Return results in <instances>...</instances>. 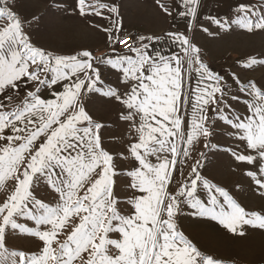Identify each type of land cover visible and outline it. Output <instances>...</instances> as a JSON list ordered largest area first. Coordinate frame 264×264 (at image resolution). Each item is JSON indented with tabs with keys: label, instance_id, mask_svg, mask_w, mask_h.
<instances>
[{
	"label": "snow or ice",
	"instance_id": "obj_1",
	"mask_svg": "<svg viewBox=\"0 0 264 264\" xmlns=\"http://www.w3.org/2000/svg\"><path fill=\"white\" fill-rule=\"evenodd\" d=\"M78 3L80 14L86 15L85 0ZM9 4L10 0H0V21L5 22L0 27V93L9 92V101L13 95L18 97L17 82L25 77L31 82L38 81V85L13 110L0 111V140L7 141L0 147V186L6 180H15L14 191L0 206V264H73L78 258L82 264H222L203 254L178 231L176 217L182 214L184 204L193 210L194 217L215 221L233 235L243 236L245 233L240 229L244 225L264 229V215L247 212L227 190L204 179L197 171L199 160L192 166L188 182L180 184L175 193L169 188L175 179L176 165L183 163L179 157L189 156L188 146L195 139L201 135L207 139L212 134L206 124V106L210 104L216 105L213 112L221 113L219 119L235 130L234 137L245 141L247 149L255 153L232 152V155L239 162L258 165V174L264 177V91L255 82L239 88L252 97L248 102L251 114L244 119L240 116L230 119L220 107L221 104L229 107L223 97L230 93L223 90L222 78L214 76L201 61L200 49L186 35L166 34L179 45L183 55L159 51L153 55L148 51L150 43L159 38L152 36L138 37V42L129 47L134 55L101 58L88 50L55 54L33 46L23 31L25 22ZM182 7L185 11L179 15L195 17L198 0H183ZM108 11L117 13L118 9L111 6ZM95 14L101 12L96 10ZM38 20L39 17H34L28 23ZM232 23L248 32L264 30V12L242 8L241 15ZM228 24L225 20L220 27ZM120 31L117 25L116 34ZM109 40H114L111 33ZM146 40L149 43H143ZM256 63L250 59L243 67ZM99 65L110 66L122 74L120 82L127 85L125 93L101 87L104 81ZM192 71L201 80H212L215 84L209 86L210 91L200 89L186 133L179 113L184 76ZM61 82L63 90H55L53 86H61ZM236 83H240L238 78ZM42 87L52 89L54 98H41ZM91 94L124 105L128 112L122 113L121 119L131 122L138 137L128 148L138 162L137 167L126 173L133 190L126 203L134 210L128 215L121 214V201L114 192L113 177L117 170L113 155L103 148L104 126L86 111ZM5 107L0 103V109ZM5 129L13 135H4ZM180 145L184 146L182 150ZM161 153H170L171 159L162 158ZM152 156L158 163L150 161ZM245 174L264 196V179L257 178L254 171ZM41 181L58 193L59 202L55 206L35 198L32 186ZM201 186L208 194L206 203L197 194ZM21 217L32 220L36 229L18 223ZM72 217H78L79 223L66 240L57 242L58 247L53 248L58 233ZM41 225L50 226V230L41 231ZM9 229L37 237L43 242L41 253L9 251L5 246ZM113 233L118 237L112 238ZM84 252L88 254L86 260L81 256Z\"/></svg>",
	"mask_w": 264,
	"mask_h": 264
},
{
	"label": "crops",
	"instance_id": "obj_2",
	"mask_svg": "<svg viewBox=\"0 0 264 264\" xmlns=\"http://www.w3.org/2000/svg\"><path fill=\"white\" fill-rule=\"evenodd\" d=\"M182 4L183 0H124L123 4L122 0H85L86 15L82 16L78 0H22L21 5L18 6L17 14L25 22L23 31L29 36L33 46L55 54L71 55L77 51L88 50L101 58L116 54L134 55L129 50L121 51L117 42L126 32H135L137 37L134 42H138L140 36L159 38L158 41L150 43L148 51L153 55L158 51L165 55H183L179 45L174 44L172 39L166 35L167 33H182L196 46V32L202 22L209 20L210 17H228L234 12V6L238 3L225 4L230 8L225 10V14L218 15L217 6L221 4H217L214 0H198L195 17L179 15L180 12L185 11ZM99 5L106 7L99 8ZM111 6H116L118 12L108 11ZM165 8L171 12V15L164 10ZM96 10H99L101 15H96ZM34 17H39V20L28 23ZM117 25L121 28L118 35L115 32ZM3 26H5V22L0 21V27ZM109 33L114 38L112 42L109 40ZM143 43L149 42L146 40ZM113 48L115 52H113ZM99 67L104 81L101 87H111L122 94L126 92L127 85L120 82L121 73L107 65H99ZM63 83L61 82V86H53L54 89L58 88L61 91ZM199 84L204 85L210 91L209 86L215 83L210 80H201L195 71L190 74L185 73L183 86H186V92L184 87L182 92L187 93L189 86L193 94L188 96L187 104L186 95L181 97L179 114L183 117V127L186 133L190 128L195 111L194 105L197 99V95L194 93L195 87ZM51 91L52 89H49L47 94L40 95L41 98H54L51 96ZM91 96V100L86 104V111L93 119H100V123L103 124L102 139L105 130L112 128V140L120 142V135L115 130L121 124L122 113L127 114L128 109L113 99L103 98L96 94H91ZM223 115L226 114L223 113ZM138 123L137 119V126ZM128 124L131 127V122L128 121ZM132 133L134 139L137 140V134L133 129ZM115 135L117 138L114 137ZM161 157H167L170 160L171 154L161 153ZM150 161L154 164L158 163L155 156L150 157ZM129 163L135 164L136 162H133L130 157ZM192 164L195 165L196 160ZM171 191L173 192V190ZM245 193L242 189L239 196L236 195L239 197L240 206L247 212L264 215V202L262 204L256 198L253 201ZM129 194L131 196L132 191ZM257 195L260 196L259 192ZM198 196L205 203L207 202L204 200V195L198 194ZM259 196L257 197L259 198ZM262 199L264 201V198ZM181 207L182 214L176 217L178 231L182 232L203 254L220 260L222 264H264V229L244 225L240 229L245 233L243 236L233 235L215 221L194 217L193 210L186 204ZM133 211L131 208L130 212ZM87 255L85 252L81 256L86 260Z\"/></svg>",
	"mask_w": 264,
	"mask_h": 264
},
{
	"label": "rangeland",
	"instance_id": "obj_3",
	"mask_svg": "<svg viewBox=\"0 0 264 264\" xmlns=\"http://www.w3.org/2000/svg\"><path fill=\"white\" fill-rule=\"evenodd\" d=\"M21 1L22 0H10L9 6L16 14L18 6L21 5ZM214 1L217 4H221L217 6L218 15L225 14V10L230 8V6L225 4H238L234 6V12L228 15V17H210L209 20L202 22L196 32V46L200 49L199 55L201 61L214 76L222 78L220 84L223 90L230 93L223 97V99L226 98V103L229 107L224 108L223 104L220 105V107L223 108V113L228 115L230 119L234 116H240L241 119H244L251 114L248 111V102L252 97L246 96L244 93L240 92L239 88L243 85H247L249 82H255L257 88L264 91V30H253L252 32H248L238 23H232V21L236 20L237 17L241 15L242 8L251 9L258 13L264 12V0ZM123 2L124 0H122V4ZM225 20H227L229 24L225 28H221L220 24L224 23ZM217 21H219V23H217ZM205 29H207V31H205ZM5 47L7 48V46ZM5 55L7 56L6 52ZM250 59L256 60L257 63L248 68L243 67ZM223 60L226 61L225 64L222 63ZM43 76L44 74L42 73L41 78H43ZM236 78L239 79V84L236 83ZM210 82L215 83V81L212 80H210ZM17 83L19 84L18 97L13 95V99L9 101V92L0 93V103L6 105V107L0 109V111L13 110L17 105L21 104L27 92L35 91L38 85V81L31 82L28 81L26 77ZM183 87L186 92V86ZM56 89L58 90V88ZM195 89L194 93L199 95L200 89H205V86L199 84L196 85ZM16 91L17 90H12V93ZM48 91V88L42 87L39 95L43 96L47 94ZM187 91V93H184L186 95V104L188 103V96L193 95L189 86L187 87ZM215 95L218 99L220 98L219 93ZM232 96H236L238 99L233 100L231 98ZM215 107L216 105L210 104L208 108H206V115L208 116L206 124L211 127V136L205 139L201 135L198 139L193 141L192 145L188 146L189 156L183 157L181 155L179 157V159L183 161V164L178 163L176 165V169L173 172L175 179L169 185L170 190L174 192L178 189L180 184L188 182L192 166L194 165L192 163L195 160L196 162L199 160L200 164L197 167V171L200 175L204 179H207L210 184L227 190L238 204L239 197H236V195L239 196L242 189L246 192L245 195H249L251 200L255 201L254 198H256L263 204L264 201H262V198H264V196L257 195L258 192L262 190H259L252 178L245 174L248 171H254L258 174V165L254 167L246 162H239L232 155V152L244 155H254L255 153L247 149L245 141H240L234 137L233 133L235 130L219 119L221 113L212 111ZM94 120L100 122V119ZM115 132L119 133V137L121 138L120 142L112 140V128H110L109 130L106 129L104 134L102 133V144L103 148L114 157L117 170V175L113 177L115 181L113 186L114 192L121 201L119 205L121 214L128 215L131 214V207L127 205L126 200L130 197L129 192L131 193L133 190L129 188L130 178L126 173L138 166V162L129 155L128 147H130L132 143L137 142L138 139H134L132 127H129L128 121L122 119L119 128L116 129ZM4 135H13V133L9 129H5ZM114 137L117 138V135ZM6 144V140H0V147ZM206 144L208 145L207 147L205 146ZM180 147L182 150L184 146L180 145ZM130 157L133 162H136L135 164L129 163ZM257 178L264 179V177H260L259 174ZM14 185L15 180L9 179L4 182L3 186H0V206H2L12 194ZM32 190L35 198L41 200L43 203L55 206L59 202L58 193L51 190L43 181L34 183ZM80 194L83 193L81 192ZM197 194L204 195V200L207 201L208 194L202 186L198 189ZM257 196H259V198ZM220 200L222 202V198H220ZM17 222L24 224L30 229H36L35 223L30 219L21 217L18 218ZM78 223L79 218L72 217L69 223L65 225L64 229L60 230L52 247L57 248V242L66 240L67 235ZM40 230H50V226L41 225ZM110 235L112 238L118 237L116 233ZM5 246L9 251H23L25 254L39 255L43 248V242L35 236H29L19 231L14 232L9 229L6 233ZM73 264H81V260L78 258Z\"/></svg>",
	"mask_w": 264,
	"mask_h": 264
},
{
	"label": "built area",
	"instance_id": "obj_4",
	"mask_svg": "<svg viewBox=\"0 0 264 264\" xmlns=\"http://www.w3.org/2000/svg\"><path fill=\"white\" fill-rule=\"evenodd\" d=\"M137 37V33L135 32H126L123 34L117 42V46L121 51H128L129 47L133 45L134 39ZM226 61L223 60V64Z\"/></svg>",
	"mask_w": 264,
	"mask_h": 264
}]
</instances>
